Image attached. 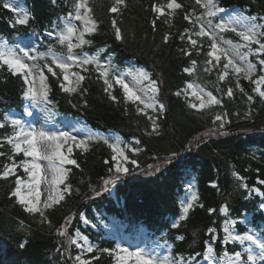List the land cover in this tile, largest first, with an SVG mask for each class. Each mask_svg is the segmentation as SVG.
Listing matches in <instances>:
<instances>
[{
  "label": "trees",
  "instance_id": "trees-1",
  "mask_svg": "<svg viewBox=\"0 0 264 264\" xmlns=\"http://www.w3.org/2000/svg\"><path fill=\"white\" fill-rule=\"evenodd\" d=\"M17 2L0 0V38L16 43L29 34L34 35L38 44L37 56L41 57L35 63L41 66L51 62V56L46 55L50 49L68 55L67 43H59L55 35L48 33H55L63 26L61 18L74 12L75 0ZM215 2L221 8L237 7L249 16L264 18V0ZM5 3H11L17 11L5 8ZM114 3L115 0H89L96 30L85 35L90 44L72 49V52L82 59L96 57L101 65H110V77L117 69L133 64L150 72L160 89L159 100L166 105V111L157 120L160 134H147L151 131V122L137 112L136 103L124 98L118 84L112 89L118 102L109 98L104 91L102 69H98L96 63L75 67L85 79L73 93L61 89L60 83H66L59 69L53 65L57 79L45 68L44 74L51 88L50 103L38 105L23 95L27 86L22 75H13L7 65L0 68V122L5 123V127L0 128V144L3 145L0 152L5 153L0 156V172L5 164L12 162L9 156L14 155L18 165L22 159H29L23 153L14 154L6 140L14 131L7 114L11 111L23 113L27 104L35 112L47 113L54 120H85L92 127L93 136L107 138L109 143L114 144V140L108 133L116 132L123 138L124 146L140 149L139 152L128 151L129 171L119 174L118 179L112 159L114 153L102 139L89 141L87 151L76 149L73 158L79 168L66 165L71 169L66 183L71 184L72 193L60 205L46 210L51 225L40 223L39 214L27 213L10 195L16 177L25 176L21 169L7 179H0V264H78L74 258L83 252L69 240V237H75L77 229L96 244L93 252L85 254V259L91 260L92 264H114V256L101 253L100 249H113L118 241L92 227L98 224V215L124 222L131 237L149 234L167 246L169 256L177 260L183 257L184 262L194 256L201 258L207 242L214 236H217L213 245L218 256L240 250L238 245L224 242V222L229 217L238 221L240 232L251 228L264 232V212L260 208L264 197L249 194L255 186L264 191V184L260 183L264 181V102L253 91L256 85L241 75L239 84L244 92H240L232 71L224 81H218L225 62L214 67L212 63L208 64L209 71L204 70L206 60L213 62L212 57L206 55L210 51V41L207 37L192 35V39L198 40V46L203 45L194 48L188 39V34L200 26L194 25L193 21L204 12L195 0H177L182 8L175 10L168 8L170 0H124L123 5L117 6V12H111L109 9ZM154 5L160 6L163 14L155 12ZM22 7L30 16L29 23L14 24ZM185 14L190 19H185ZM113 19L121 29L122 39L116 38ZM207 19L205 16L204 20ZM212 19L214 24L220 23L219 15ZM258 21L264 24V19ZM166 34L167 42L164 41ZM218 35L239 41L231 31L218 30ZM261 59H264V53ZM192 60L196 61L195 68L186 73L184 69L192 68ZM260 68L259 65L253 80L260 75ZM191 81L203 85L221 103L206 109L189 108L192 101L186 93L182 92L180 96L175 93L185 89ZM228 87L233 89L232 97L226 95ZM245 94L252 95L253 101L249 102ZM147 112L155 117L149 109ZM216 114L222 116V121L215 120ZM221 122L223 128L219 126ZM133 159L136 164L131 163ZM109 167L113 168L112 173L108 172ZM234 173L243 177V181ZM110 176L113 182L105 191L104 181ZM185 183H189V191L197 196V200L186 219L181 220L184 213L179 196L184 192ZM224 205L228 206L227 214L223 212ZM209 209H215V212ZM247 214L252 215L253 222L246 227L240 219ZM69 217L70 223L65 227ZM209 229H215V232L209 233ZM62 231L67 235H60ZM97 256L99 259H94Z\"/></svg>",
  "mask_w": 264,
  "mask_h": 264
},
{
  "label": "snow or ice",
  "instance_id": "snow-or-ice-1",
  "mask_svg": "<svg viewBox=\"0 0 264 264\" xmlns=\"http://www.w3.org/2000/svg\"><path fill=\"white\" fill-rule=\"evenodd\" d=\"M196 5L204 9V12L200 16H197L193 24H199V29L194 30L188 34V39L191 45L195 47H203V45L198 46V40L192 39V35L197 38L207 37L210 41L209 48L210 51L206 53L208 57H214L217 62L220 61V56L216 55L217 52L223 53L226 58V63H224L223 68L218 74V81H224L228 76L229 68L236 75L237 82L236 87L240 92H244V89L239 84V79L242 78L252 81L256 85L253 89L254 92L258 93L261 101L264 102V90H261V86L264 85V59H258L257 62H253L249 59L251 56L264 53V24L258 23L257 17H244L239 14H233L229 17L226 22L213 23L212 18H216L218 13H224L226 10L219 7L215 0H195ZM124 0H115L114 5L109 9L111 12L118 11V5H123ZM5 8H11L13 11L17 9L11 3H5ZM170 9H180L182 5L177 3V0H170L168 4ZM153 10L157 13L163 14V10L160 6H153ZM22 14L19 19L14 21V24L27 25L30 20V16L26 10H19ZM93 8L89 4V0H75L74 12H69L66 17L61 18L63 27L57 32H49V36L55 35L58 42L61 44L67 43L68 55L66 57H61L56 55V53L50 49L48 55L51 56V62L43 66L35 63L39 58L36 55H31L29 51L20 49L17 52L16 47L8 44L7 40L0 42V68L7 65L8 69L13 75H22L24 84L27 86L23 91L25 98L31 100L34 104H47L50 103L48 96L51 88L47 83V77L44 74V69L46 68L52 76L59 79L55 68L59 69L63 73V79L69 81V75L75 76V83L69 81L66 86L63 82L60 83L61 89L66 93L76 92L80 86V83L85 79L84 76L77 73H70V69L74 65H88L96 63L98 69H102L101 77L105 85L104 91L108 93L109 98L118 102V98L112 94V89L114 84H118L123 89V96L126 100L137 103V112L142 113L147 116V119L151 122V131L147 132L148 135H159V124L157 120L161 113L166 111V105L158 99V93L160 91L157 87V81L151 79V74L144 71L143 69L138 72H129L127 74H119L111 76L109 74L110 65L104 66L99 63L96 57H84L83 59H77L75 54H73L72 49L82 47L85 44H90V40L85 39V35L88 33H93L96 30V21L92 16ZM172 15V13H169ZM209 19L204 20V17ZM185 19H190L188 14H185ZM75 21H80L82 28L78 29ZM167 22V20L165 21ZM117 22L115 19L112 20V26L115 29V35L117 39H122L121 29L116 26ZM153 27H155L156 21H152ZM219 31H231L239 37V42H233L231 40H223V43L227 46L226 48H221L220 44L217 43L218 39H222L218 35ZM188 32V30H185ZM75 37L78 41L77 44H72L71 39ZM168 35L164 36V41L167 42ZM182 40L184 36L180 37ZM256 45L257 47H253ZM183 51V49H181ZM191 55V53H186ZM27 60L33 61L32 64L26 62ZM211 60H206L205 71L208 72V64H211ZM257 63L261 66V74L253 80V76L257 72ZM192 68H185L186 73H191L195 68L196 61H191ZM125 75L131 76V81L126 82ZM38 81V83H37ZM144 81H148V88L141 87ZM188 89H192L191 95L199 100L200 103L189 102V108L193 109H206L211 105H219L221 101L212 95V92L204 91V88L195 82L187 84V87L181 91H177L175 95L180 96L182 92H187ZM86 91V89H85ZM149 91L151 95H149ZM216 91H220L219 88ZM140 93V94H137ZM208 99L205 100L204 96ZM226 95L229 97L233 96L232 87H228ZM247 95V94H245ZM247 100L249 102L253 101L252 95H247ZM86 103V102H85ZM140 105H143L141 108ZM151 109L155 113V117L150 115L146 110ZM251 109H249L250 115ZM226 116L227 113H224ZM216 121H222V116L220 114L215 115ZM11 127L13 128V134L6 137L7 143L11 145L13 153H23L24 157H30L31 159H22L19 165L16 164L14 155L9 156L8 159L12 161L10 164H5L3 171L0 172V179H7L9 176L15 174L17 167L23 169V172L27 175L28 180L25 181L24 178L17 176L15 179V187L12 189L10 195L16 198V202L24 207V210L29 214H39L40 223L47 222L51 225V221L46 215V210L53 209L54 206L60 205L65 201L67 195H71L72 186L66 183L67 176L71 171L70 168H66V165H75L79 168V164L75 159L70 158L65 155L62 149L65 143L70 142L69 147L66 151L70 154L72 152L71 144H75L77 147L87 151L85 145L92 140L102 139L105 144L112 150L114 155L113 160H116L115 173L116 179L119 178V174L127 173L129 169L125 167L122 161H127L128 156L126 153V148L120 147L123 141L117 137L116 142L109 143L107 138H98L91 134L87 136L86 139L79 138L78 135H74L69 131L60 132H47L42 129H36L31 126L26 125L22 120L10 118L9 120ZM220 128L224 127V123L221 122ZM5 127V123L0 122V128ZM137 144L140 143L139 140L136 141ZM0 147H3L0 144ZM133 151L139 152V148L133 149ZM4 152H0V156H4ZM176 154L174 153L173 156ZM41 161H46V171L47 174H42L45 169L41 166ZM108 163V161H105ZM132 164H136V160L131 161ZM108 172L112 173L113 168L109 167ZM237 178L243 181V177ZM45 182L47 185L45 191L47 193L46 199L42 206L40 205V185L41 182ZM113 182V177H109L104 181L105 191H108L107 185ZM264 184V181L260 182ZM63 185V187H61ZM243 187L247 188L246 184H242ZM259 193L260 196L264 197V191L259 188L254 189ZM197 200L196 195H192L191 200L183 205V215L180 217L181 220L186 219L187 214L190 209L193 208V203ZM203 207V205H200ZM260 208L264 210V202L260 204ZM228 206L224 205L223 211L227 212ZM210 212H215V209H209ZM70 217L65 220V227L70 223ZM238 221L235 219L225 220L224 222V242L229 241L238 242L240 245H246L243 252L235 251L233 254L229 255L224 252L222 255L217 256L214 246L211 242H207L205 259L209 261V264H264V232L257 234L256 231L245 229L244 234H239L236 229ZM174 226H176L174 224ZM215 229H209V233H214ZM60 235H67L66 231L60 232ZM79 229L76 230V238L69 237L70 243L78 244L80 239ZM84 244H79L78 246L83 250L85 245H87L86 251L93 252L94 247L88 243V238L83 237ZM253 245L256 246L258 251H254ZM101 253H108L110 256H114L115 264H184L183 257L179 260L172 258L171 256H160L154 251H149L143 247H135L134 249L123 247L117 244L113 249H100ZM246 255V258H245ZM75 261L78 264H92L91 260L84 259L81 255L75 256ZM94 259H99V257H94Z\"/></svg>",
  "mask_w": 264,
  "mask_h": 264
},
{
  "label": "rangeland",
  "instance_id": "rangeland-1",
  "mask_svg": "<svg viewBox=\"0 0 264 264\" xmlns=\"http://www.w3.org/2000/svg\"><path fill=\"white\" fill-rule=\"evenodd\" d=\"M12 1H13L14 4L18 3L17 0H12ZM17 7L20 8L19 5H17ZM21 9L22 10H26L25 7L24 8L22 7ZM225 10L226 11L224 13H218L217 14V15H219V21L220 22H226L229 19V17L231 15H233V14H239V15H242L244 17H252V16L247 15L244 11H242V10H240L238 8L225 9ZM257 22L260 23L258 20H257ZM75 24H76L78 29L82 28V24H81L80 21H75ZM219 37H221L222 39H218L217 43L220 44L221 48H226L227 46L223 43V40H228V39L224 38L223 36H219ZM4 40H7V39L6 38H0V42H2ZM231 41H233V40H231ZM7 42H8V40H7ZM233 42H239V41H233ZM71 43L72 44H77L78 41L75 39V37H73L71 39ZM8 44L11 45V46L16 47L17 52H19L20 49H24L25 51H29L31 55H36L37 56V47L38 46H37V42L35 40V37L33 35H30V36H28V37H26L24 39L18 40V42L15 43V44H11L10 42H8ZM253 47L255 48L257 46L253 45ZM74 49H76V48H74ZM48 53L49 52H47L46 55H48ZM73 54H75V53H73ZM56 55L61 56V57H66L67 56V55H64V54H61V53H56ZM216 55L220 56V61L217 62L216 59L214 57H212V59H213V62H212L213 67L215 65H218V64L222 63V62L226 63V58L223 55V53L217 52ZM261 55H263V53L262 54H257L255 56H251V57H249V59L252 60L255 63V62H257L258 59H261ZM48 56H50V55H48ZM75 56H76L77 59H82V57L77 55V54H75ZM26 62L29 63V64L33 63V61L27 60V59H26ZM77 66L78 65H74L70 69V73H77L79 75H82L80 71L75 70V67H77ZM141 69L142 68H138L136 65H133V66L131 65L128 68H125V69H118L116 71L115 75L127 74L129 72L135 73V72H138ZM143 70L146 71L145 69H143ZM229 71H232L231 68H229L228 72ZM258 72H259V64L257 63V72H256L255 75H257ZM75 79H76L75 76H72L71 74L69 75V81H72L73 84L75 83ZM125 80H126V82H130L131 81V76L125 75ZM69 81H66V86L69 84ZM81 83H80V85H81ZM196 84H199V83H196ZM199 85L201 87H203V85H201V84H199ZM262 86H261V90H262ZM141 87H144V88L147 89L148 88V81H144V84L141 85ZM157 87H158V85H157ZM203 88H204L205 93L206 92H211V91L207 90L205 87H203ZM191 92H192V89H188L187 92H185V93H186L187 97L193 103H196L197 105H199L200 101L196 100V98L191 95ZM137 94H140V93H137ZM148 94L151 95V92L149 91ZM212 95L215 96L213 93H212ZM158 99H159V93H158ZM204 99L207 100L208 97L205 95ZM136 103H138V102H136ZM140 106L143 107V105H140ZM149 110L152 111L151 109H149ZM10 118L22 120L28 126H31L33 128H36V129H42V130L47 131V132L69 131V132H72L74 135H78L79 138H81V139H86L89 134L93 133L92 128L89 125H87L85 121H80V120H75V119H62L61 121H58L56 119L54 120V119L50 118V116L47 113L39 114V113L35 112L29 106L26 108V110H25V112L23 114H21L19 112H15V111H12V112L8 113L7 114V119L10 120ZM109 135H110V137H112V139L115 142H116V138L117 137H119L123 141V138L118 133L110 132ZM69 145H70V142L65 143L64 148L62 149V151L64 152L65 155H68L70 158L74 159L73 158L74 151L76 149H79V150H83V149L77 147L75 144H71L72 152L69 154L66 151V149L69 147ZM85 147L88 148V143L85 145ZM120 147L126 148V153L125 154L128 156V160L127 161H122V163H123V165L125 167L128 168L129 163H130V158H129V155H128V151H131V150L133 151L134 147L124 146L123 144H121ZM134 152H136V151H134ZM18 154H20V153H18ZM29 159H31V158L29 157ZM114 162H115V165H114V168H115L117 161L114 160ZM40 163H41L42 168L45 169V172L42 173V174H47V171H46L47 162L46 161H41ZM19 168L17 167L16 172H17V170ZM20 169L23 171L22 168H20ZM121 174H123V173H121ZM23 178L27 182L28 177H27L26 174H25V176ZM46 187H47V185L45 184V182L42 181L41 185H40V192H41L40 205L41 206H42V204L44 203V201L46 199V195H47V193L45 191ZM61 187H63V185H61ZM257 188H259V187H253L252 189H250L249 194L250 195H258V196H260L259 193L254 190V189H257ZM186 196L187 197H182V199H181V202L183 204H186L188 201L191 200L192 193H190V194H188ZM260 197H262V196H260ZM227 212H228V210H227ZM227 212L224 211V213H227ZM251 222H252L251 215H246L244 217V219L241 221V223L243 225H247L248 223H251ZM86 223H87V221H86ZM235 227H236L237 232L239 234H241V235L244 234V233H241L238 230V226L237 225ZM95 228H97L98 231H103L107 235H114L119 240L118 244L122 245L123 247L134 249L135 247L139 246V247L146 248L149 251H154V252L158 253L160 256H169V251H168L167 247L162 245V244H160V243H158V242H156L155 240H153L146 233L140 234L138 237H135V238L131 237L128 234V232L125 230L126 229L125 223L122 222V221H119L117 219H112V218H107L106 219V218H103L100 215H98V224L95 226ZM253 231H256L257 234H259V232L257 230H253ZM79 233H80V237L81 238L79 239L78 244H75V246L79 250H81L83 252L82 257L85 259V254L90 253V252L86 251L87 245H85L83 250L78 245L79 244H84L83 237H87V236H85L81 232H79ZM224 235H225V233H224ZM74 238H76V235H75ZM87 238H88V243H90L95 249L96 248V244L89 237H87ZM228 244L238 245L241 248L240 249L241 252H243V250H244V248L246 246V245H240L238 242H233V241H229ZM252 247H253L254 251H258V249L256 248L255 245H253ZM205 254H206V252H205ZM205 254H204V256L202 258H197V257L190 258L186 262H184V264H209V261L205 259ZM228 254L231 255V253H228ZM245 258H246V255H245ZM249 264H251V262H249Z\"/></svg>",
  "mask_w": 264,
  "mask_h": 264
}]
</instances>
